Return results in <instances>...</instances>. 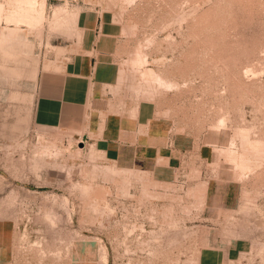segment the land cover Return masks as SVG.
Wrapping results in <instances>:
<instances>
[{
    "label": "rangeland",
    "instance_id": "1",
    "mask_svg": "<svg viewBox=\"0 0 264 264\" xmlns=\"http://www.w3.org/2000/svg\"><path fill=\"white\" fill-rule=\"evenodd\" d=\"M85 12L118 35L109 97L170 126L159 177L32 117ZM1 226L3 264H264V0H0Z\"/></svg>",
    "mask_w": 264,
    "mask_h": 264
},
{
    "label": "crops",
    "instance_id": "2",
    "mask_svg": "<svg viewBox=\"0 0 264 264\" xmlns=\"http://www.w3.org/2000/svg\"><path fill=\"white\" fill-rule=\"evenodd\" d=\"M76 31L79 48L74 63L65 68L43 69L37 77L34 121L95 141L103 154L123 169L159 177L160 165L172 168L175 164L170 126L148 101L119 103L109 97L117 82V33L86 12L80 16ZM7 233L1 226L0 264L8 255Z\"/></svg>",
    "mask_w": 264,
    "mask_h": 264
}]
</instances>
